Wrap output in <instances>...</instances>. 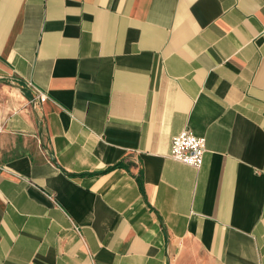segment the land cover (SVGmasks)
I'll return each instance as SVG.
<instances>
[{
  "label": "crops",
  "instance_id": "obj_1",
  "mask_svg": "<svg viewBox=\"0 0 264 264\" xmlns=\"http://www.w3.org/2000/svg\"><path fill=\"white\" fill-rule=\"evenodd\" d=\"M0 166V264H264V0H0Z\"/></svg>",
  "mask_w": 264,
  "mask_h": 264
},
{
  "label": "built area",
  "instance_id": "obj_2",
  "mask_svg": "<svg viewBox=\"0 0 264 264\" xmlns=\"http://www.w3.org/2000/svg\"><path fill=\"white\" fill-rule=\"evenodd\" d=\"M44 100L45 97L43 95L37 94L29 102L34 105L38 102L42 103ZM204 152L205 139L195 136L188 130H184L171 138L169 153L171 160L199 169L203 163Z\"/></svg>",
  "mask_w": 264,
  "mask_h": 264
}]
</instances>
